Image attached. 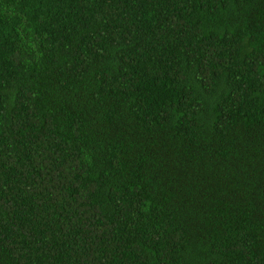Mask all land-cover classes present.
Here are the masks:
<instances>
[{"label":"trees","instance_id":"obj_1","mask_svg":"<svg viewBox=\"0 0 264 264\" xmlns=\"http://www.w3.org/2000/svg\"><path fill=\"white\" fill-rule=\"evenodd\" d=\"M0 264H264V0H0Z\"/></svg>","mask_w":264,"mask_h":264}]
</instances>
